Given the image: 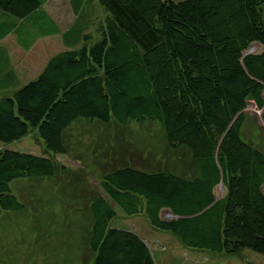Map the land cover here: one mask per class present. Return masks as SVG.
<instances>
[{
    "label": "trees",
    "instance_id": "obj_1",
    "mask_svg": "<svg viewBox=\"0 0 264 264\" xmlns=\"http://www.w3.org/2000/svg\"><path fill=\"white\" fill-rule=\"evenodd\" d=\"M49 1L0 0V39L14 35L29 50L60 35ZM92 1L71 2L78 20L63 35L77 47L20 88L0 85L11 90L0 97V144L37 135L45 147L43 156L0 150V218L25 210L15 182L68 171L57 157L69 153L67 131L76 123H153L195 170L123 159L105 171L87 200L90 225L81 226L92 264H157L136 232L112 225L118 210L145 215L185 248L264 256V145L242 138L249 106L264 124V0H95L105 19Z\"/></svg>",
    "mask_w": 264,
    "mask_h": 264
},
{
    "label": "rangeland",
    "instance_id": "obj_2",
    "mask_svg": "<svg viewBox=\"0 0 264 264\" xmlns=\"http://www.w3.org/2000/svg\"><path fill=\"white\" fill-rule=\"evenodd\" d=\"M71 2L50 0L47 3V11L62 30L60 35L40 39L29 50L22 49L15 36H7L3 48L9 58H0V82L5 83L12 76L16 88L25 85L38 77L50 58L77 47L63 35L78 20ZM92 2L96 8V1ZM83 5L87 7L88 1ZM88 10L91 11L92 6ZM96 15L99 19L106 17L100 7L96 8ZM10 92V89L0 91V97ZM245 113L249 119L242 138L264 145L260 113L254 105ZM165 139L160 126L153 123L131 124L125 128L89 121L76 123L67 131L69 153L57 157L59 163L69 168L67 172L54 179L23 180L13 184V191L24 203L25 210L0 218V264H92L93 256L84 232L90 225L87 222L91 221L87 200L91 193L99 191L105 171L121 165L123 159L141 168H145L143 161H153L163 170H195L186 151L170 148ZM3 148L45 155L44 142L37 135L8 145L0 144V150ZM216 193L219 197L224 194L221 186ZM164 218L172 216L164 213ZM77 223L80 230L83 226L82 233L73 232ZM112 225L136 232L148 243L157 264H264V256L251 250L230 255L185 248L172 232L154 228L145 215L131 217L118 210V218Z\"/></svg>",
    "mask_w": 264,
    "mask_h": 264
},
{
    "label": "crops",
    "instance_id": "obj_3",
    "mask_svg": "<svg viewBox=\"0 0 264 264\" xmlns=\"http://www.w3.org/2000/svg\"><path fill=\"white\" fill-rule=\"evenodd\" d=\"M12 36H14V35H12ZM8 37H6V38H4L3 40L2 39H0V58L3 56L5 59H7V58H9V56H8V54H7V52H6V50L3 48V44H4V41L7 39ZM16 38V37H15ZM10 79L9 80H6V82L5 83H3V82H0V85H5V84H9L10 82H16V81H14L15 79H14V77L12 78V76H10L9 77ZM12 78V79H11Z\"/></svg>",
    "mask_w": 264,
    "mask_h": 264
},
{
    "label": "water",
    "instance_id": "obj_4",
    "mask_svg": "<svg viewBox=\"0 0 264 264\" xmlns=\"http://www.w3.org/2000/svg\"><path fill=\"white\" fill-rule=\"evenodd\" d=\"M221 188L223 189V191H224V185H221Z\"/></svg>",
    "mask_w": 264,
    "mask_h": 264
},
{
    "label": "clouds",
    "instance_id": "obj_5",
    "mask_svg": "<svg viewBox=\"0 0 264 264\" xmlns=\"http://www.w3.org/2000/svg\"><path fill=\"white\" fill-rule=\"evenodd\" d=\"M259 113H260V115H261V112L260 111H258Z\"/></svg>",
    "mask_w": 264,
    "mask_h": 264
}]
</instances>
